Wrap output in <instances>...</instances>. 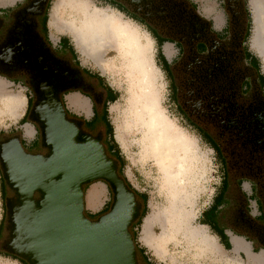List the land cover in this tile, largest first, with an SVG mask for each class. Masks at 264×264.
I'll list each match as a JSON object with an SVG mask.
<instances>
[{"label":"clouds","instance_id":"1","mask_svg":"<svg viewBox=\"0 0 264 264\" xmlns=\"http://www.w3.org/2000/svg\"><path fill=\"white\" fill-rule=\"evenodd\" d=\"M31 0H0V42L7 38L4 13L12 18L19 7ZM44 30L39 23L37 32L46 47L57 59H69L70 67L95 72L109 82L114 76L119 87L112 89L115 99L107 106L108 122L115 134L117 124L125 133L128 151L138 161L133 165L139 186L146 193L147 215L158 219L152 225L153 237L143 238V225L137 231L135 242L151 257V264H240L231 249L220 251L217 234L195 215L210 178L214 179L218 161L209 155L203 137L190 126L174 119L171 108L153 99L156 82L152 79L149 60L144 51L143 32L147 31L133 17L114 9L110 0H47ZM36 12V7L28 9ZM55 21L57 27H52ZM53 34L56 41L52 39ZM10 62L14 51L6 49ZM99 57V68L96 58ZM42 84L41 88L46 89ZM30 75L19 71L9 74L0 71V133L15 130L24 134L21 119L15 111L18 104L27 110ZM118 105L113 112L112 105ZM31 142L35 135L24 137ZM120 153L127 166L132 163L123 148ZM135 187V186H134ZM208 227L205 233L202 229ZM249 242L255 248L256 242ZM260 252H264L261 245ZM259 255V253H257ZM241 259L243 254L241 253ZM264 264V258L260 261Z\"/></svg>","mask_w":264,"mask_h":264},{"label":"flooded vegetation","instance_id":"2","mask_svg":"<svg viewBox=\"0 0 264 264\" xmlns=\"http://www.w3.org/2000/svg\"><path fill=\"white\" fill-rule=\"evenodd\" d=\"M112 1L142 20L149 31L155 34L156 42L167 38L168 42L177 46L178 58L166 71L176 106L196 130L199 129L209 137L219 157L221 180L238 192L239 200L235 199L233 204L237 214H229L231 205L222 213L228 215L230 224L256 234L254 223H260L261 219L254 218L246 211V197L242 193L241 184L247 182L252 193L261 203L264 202V90L260 87L256 71L249 60L244 58V49L248 51L247 0H222L223 15L227 19L223 28L214 30L212 21L208 20V31H204L202 25L203 31L194 45L187 37L189 30L184 20L190 17V8L197 10L193 0H169L166 9L172 14L163 20L144 18L139 9H133L125 0ZM47 6V0H31L28 5L19 7L12 13L14 22L10 28L8 20L12 17L4 13L3 26L7 29V38L0 42V56L7 59L9 53L6 49L9 47L14 54L10 62L0 59V71L9 74L24 71L30 75L29 103L24 115L28 111V116L31 106L43 94L60 97L63 102H67L69 95L85 100L86 109L68 108L67 118L82 133L101 136L107 156L116 162L120 171L121 156L120 152H115L106 114V106L113 91L95 72L70 67L69 59H57L46 47L36 29L39 23L41 31L44 30ZM31 7H36L37 11L29 12ZM218 33L222 35V40H218ZM189 46H195L194 50ZM42 84L47 85L46 89L41 88ZM27 116L26 120L29 121ZM31 123L38 136L29 146H24L29 150L33 143L38 140L40 142L39 126ZM224 130L228 131L227 135L223 134ZM0 135L3 136L0 140H3L11 134ZM29 152L36 151L31 149ZM8 190L3 181L5 218V199L8 198L5 193ZM5 218L0 224L1 254H8L2 247ZM222 220L227 221L224 216ZM141 256H144V251L137 250L138 263H143Z\"/></svg>","mask_w":264,"mask_h":264},{"label":"water","instance_id":"3","mask_svg":"<svg viewBox=\"0 0 264 264\" xmlns=\"http://www.w3.org/2000/svg\"><path fill=\"white\" fill-rule=\"evenodd\" d=\"M125 2L146 19L172 14L169 0ZM184 20L194 45L209 21L192 8ZM67 109V102L48 94L31 106L27 119L39 126L41 151H27L21 133L0 140L1 176L13 195L5 199L3 250L27 264H138L131 230L141 215L137 194L107 156L101 136L82 133ZM100 180L108 184L111 202L91 218L85 186Z\"/></svg>","mask_w":264,"mask_h":264},{"label":"rangeland","instance_id":"4","mask_svg":"<svg viewBox=\"0 0 264 264\" xmlns=\"http://www.w3.org/2000/svg\"><path fill=\"white\" fill-rule=\"evenodd\" d=\"M261 1H262L263 6H264V0H261ZM193 2L196 5L199 13L203 17L207 18V20L212 21L214 30L219 31L223 28L227 19H226V16L223 15L224 8H223L222 0H193ZM246 7H247V10L249 12V20H250V22H249V35L246 39V48L252 55H254L258 59L259 65H260V72H261V74L264 75V52L261 49H259L258 45L256 43H254V41H253L254 21H253L252 8L250 6V0H247ZM114 9H117V8L115 6H113V8L109 9V11L110 10L113 11ZM121 12L122 11L119 10L118 12H115V13H117V15H120ZM220 15H221V17H220ZM220 18H221V21H220ZM138 22L140 24L144 25L145 28L147 29V31L143 32L144 35L142 34V36H147L151 39L150 58H151L152 69H153L151 76H152V79L157 84V88L154 89V94L155 93L157 94V95L156 94L155 95H156V98H158L157 99L158 104L160 102L166 103L171 108L172 115H173L174 119H177V120L181 121L182 123L190 126L192 129H195L193 126L190 125L188 120L185 118V116L182 115V113L179 111V109L176 106V101L174 99L173 90L171 87L169 76L167 75V72L162 67V62H161V59L159 56L160 51L164 50V53L167 56L169 63L172 64L174 62V60L178 58L177 46H174L171 42H168V41H166L164 43L156 42V40L154 39V36L149 31L147 26L144 23H141L140 21H138ZM218 23H219V25H218ZM217 37H218V40H222V38H223L222 35H220V34ZM52 39L54 42L56 41L57 38H56L55 34H53ZM262 40L264 42V35L262 37ZM99 59L100 58H97V67L98 68H99ZM99 71L101 73H103L104 69L99 68ZM105 82L108 85L109 82H107V81H105ZM110 82L112 84L111 89H114V88H117L120 86L119 82L115 79L114 76L111 78ZM157 89H159V90H157ZM66 100H67L68 108H72L74 110H85L86 109V101L79 98L76 95H69V96H67ZM79 104H82L83 107L79 108L78 107ZM117 110H118V105H115V104L112 105V111L115 112ZM23 111H24V107L22 105V108L19 109V111H18L17 118H19L21 116ZM208 118H210V117L208 116ZM27 123H28V125L23 124V126H25L24 127V134L25 135L23 134L21 136V139L24 143L23 146H29L33 142V140H31V142L26 140L24 138L25 136L31 137V136L35 135V139L38 136L37 130L32 125V123L29 121H27L26 124ZM29 125H31L32 127ZM15 132L20 133L18 131L13 130L8 134H12ZM222 132L224 135L225 134L227 135L228 131L224 130ZM0 134H3V133H0ZM4 135H7V134H4ZM113 136H114V139H115L116 144L118 146L119 152H120V149L123 148L125 150V152L128 153L129 159L132 161V163L127 166V178H126V180L129 182L131 187L135 191H137L136 187L139 186V183H138L137 176H136L135 169H134L133 165L137 164L138 161L136 160L135 156L128 151L129 145H128V142L125 138V133L122 131L119 124H117L116 131H115V134ZM118 136L120 138V140H119L120 142L117 140ZM0 137H3V136L0 135ZM206 144L208 147L209 155L214 156L215 159L218 161V163L215 166L214 179L210 178L208 187L206 188V190L204 192V195H203V198L200 202V205L198 206V208L196 209V211L194 213L195 215H198V216L202 212V210H204L210 204V202H211V200H212V198L216 192V188L220 185V182L222 181L221 180L222 168L220 166L219 157L217 156L216 152L213 150L212 146L207 142H206ZM25 149L27 151H31V149H33L36 152L42 150L40 147L39 140L37 143L32 144V146L30 147V150L27 148H25ZM120 156H121V160H122V174L124 175L125 161H124L121 153H120ZM124 177H125V175H124ZM86 186H87L86 190H85V210H86V213L95 214V213L99 212L100 210H102L103 208L107 207L108 204L110 205L112 194H111V190H110V188L106 182L100 180V181H95V182L88 184ZM95 188H100L102 190V195H101L99 203L96 205H93L90 201V194H91V191ZM2 189H3V184H2V177H1V173H0V224L3 222V220L5 218L4 217V199H3L4 196L2 193ZM139 193H141V192H139ZM11 194L12 193L8 190L5 193V196H7L9 198V197H11ZM143 194H146V193H143ZM146 196H147V194H146ZM136 202H137V207L139 208V210H141L142 209V201L138 197H136ZM146 204H147V210H148V207H149L148 196H147V203ZM103 213L104 212H102L101 214H103ZM146 214H147V212H146ZM146 214H145V216H146ZM142 222H143V219L141 221V224H142ZM141 224H140V226H137L134 228V231L136 233L140 229ZM5 226H7L6 222H5ZM6 233H7V229L4 230L2 237L6 236ZM0 264H21V263L18 260L11 258L7 255L0 254ZM138 264H143V263L139 262ZM240 264H246V263L244 261L240 260Z\"/></svg>","mask_w":264,"mask_h":264},{"label":"crops","instance_id":"5","mask_svg":"<svg viewBox=\"0 0 264 264\" xmlns=\"http://www.w3.org/2000/svg\"><path fill=\"white\" fill-rule=\"evenodd\" d=\"M52 27H57L55 21L52 22ZM159 56H161L162 59H165L169 63L168 58L164 53V50L160 51ZM28 103L29 100L27 102V105ZM78 107L81 108L79 105ZM24 113L25 110L23 111L20 117H23ZM26 122L27 120L22 123L21 120L22 124L28 125V123L26 124ZM241 189L242 193L246 197V211L249 212L254 218L261 219L260 223H254L256 234L250 233L246 228H240L238 226L230 224L228 215H224L222 213L225 208H230L229 205H231L232 209L229 214L233 213L232 215H236L237 211L234 209L235 207H233V204L235 199L239 200L238 192L236 191V189L230 188L229 184L224 180L221 181L220 185L216 188V192L210 204L204 210H202L199 216H201L202 223L210 226L211 229L217 234L221 245V252H224L225 249H231L232 253L235 254L236 258L244 261L246 264H260V261L262 260V258H264V252H260L261 245H264L262 243V240L264 241V202L261 203L259 201L258 197L252 193V190L246 182H243L241 184ZM254 202L255 204L257 203L256 206ZM223 216L224 219H226L227 221L222 220ZM205 229L206 232H208V227H205ZM260 237H263V239H261ZM250 239L255 240V248L249 242ZM142 251H144V249ZM241 253L243 254V259H241ZM257 253H259V255H257ZM144 257L149 262V264H151V258L147 255L145 251Z\"/></svg>","mask_w":264,"mask_h":264},{"label":"trees","instance_id":"6","mask_svg":"<svg viewBox=\"0 0 264 264\" xmlns=\"http://www.w3.org/2000/svg\"><path fill=\"white\" fill-rule=\"evenodd\" d=\"M110 3H111L113 6H115L117 9H119L120 11H122L123 13H125V14H127V15L133 17L135 20H138V21H140L141 23H144V22H142V20L138 19V18H137L136 16H134L133 14L128 13L126 10H124V9H122V8H119V7L116 5V3L113 2L112 0H110ZM193 6H194V5H193ZM247 15H248V16H247V28H248V31L246 32V39H247V37H248V35H249V22H250V20H249V12L247 13ZM45 20H46V18L44 19V23H45ZM152 35L155 37V34L152 33ZM166 41H169V40H168L167 38H161V39H160V43H164V42H166ZM159 55H160V53H159ZM244 58L247 59V60H249L251 66H252L253 69L256 71V73H257V78H259V80H260V87H261L262 90H264V75L261 74V72H260V65H259V61H258V59H257L254 55H252L249 51H245V49H244ZM160 59H161V62H162V67L164 68L165 71H167V68H169V67L171 66V64L168 63L165 59H162L161 56H160ZM114 99H115V93L113 92V95L109 98V101H110V100H114ZM107 106H108V105H107ZM107 106H106V109H107ZM27 112H28V111H27ZM27 112H26V114L24 115V117L21 119V120H22V123H24V122L26 121ZM106 114H107V111H106ZM187 120H188V119H187ZM188 122L190 123L191 126L194 127V125H192L190 121H188ZM194 128H195V127H194ZM109 131H110V133H111V135H112L111 139H112V141H113V143H114L115 152L118 153V152H119V150H118V146H117L116 141H115V139H114V136H113V134H112V127H111L110 124H109ZM197 131H198L199 134L203 137V139H204L207 143H209V144L212 146V148H213L214 145L211 143L209 137H207V135H205V133H202L199 129H197ZM22 143H23V141H22ZM23 145H24V143H23ZM217 156H218V155H217ZM119 172H120L121 175L124 177V175L122 174V160H121V163H120V171H119ZM124 178H125V177H124ZM125 180H126V178H125ZM126 182H127V184L129 185V187H131V185L129 184V182H128L127 180H126ZM2 184H3V180H2ZM86 187H87V186H85V190H86ZM131 188H132V187H131ZM133 190H134V189H133ZM135 192H136V194H137V197L142 201V210H141V215H140L139 219H138V220L132 225V230H133L132 233H133V236H134V240H135V237H136V234H137V233L134 231V228L137 227V226H140L141 221H142V219L144 218V216H145V214H146V212H147V204H146V203H147V196H146V194L139 193V192H137V191H135ZM108 208H109V204H108L107 207L103 208L102 210H100L99 212H97V213H95V214H88V213H86V214H87V216H89V217H91V218H95V217H97L98 215H100L102 212H106V211L108 210ZM137 250H138V251H142L143 249H139V248H137ZM0 254H1V253H0ZM4 255H7V256H9V257H11V258H14V259H18L22 264H27L24 260H22V259H20V258H18V257H16V256H13V255H10V254H4ZM141 259H142V261H143L144 264H149V262L145 259L144 256H141Z\"/></svg>","mask_w":264,"mask_h":264},{"label":"bare ground","instance_id":"7","mask_svg":"<svg viewBox=\"0 0 264 264\" xmlns=\"http://www.w3.org/2000/svg\"><path fill=\"white\" fill-rule=\"evenodd\" d=\"M250 6L252 8L253 21H254L253 41H254V43H256L258 45L259 49H261L264 52V42L262 40V37L264 35V6H263L261 0H250ZM110 11H112V10H110ZM115 14L117 15V13H115ZM143 40H144V46H143L144 47V51L147 54V57H148V60H149L150 72H151V75H152V70L153 69H152V63H151V58H150L151 39L149 37H147V36H143ZM97 58H99V57H97ZM97 58H96V60H97ZM157 90H159V89H157ZM155 94L153 93V99L158 104V101H157L158 98H156L157 94L156 95ZM79 106L81 108L83 107L82 104H79ZM21 108H22V104H18L16 109H15V111L18 113L19 109H21ZM117 140L118 141L120 140L119 136L117 137ZM101 195H102V190L100 188L93 189L91 191V194H90L91 203L93 205L98 204L99 201H100ZM157 219H158V217L155 214L147 215L146 219H145V216H144L143 222H142V225H143V233H142V235H143V238H144L145 241H150L152 239V237H153L152 225ZM202 230L205 233H207L205 228H203Z\"/></svg>","mask_w":264,"mask_h":264}]
</instances>
